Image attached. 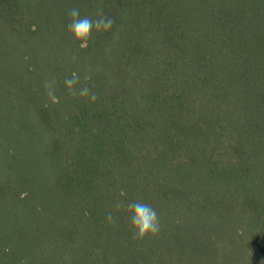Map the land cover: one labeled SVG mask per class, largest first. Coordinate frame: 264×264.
I'll return each mask as SVG.
<instances>
[{"label":"trees","instance_id":"obj_1","mask_svg":"<svg viewBox=\"0 0 264 264\" xmlns=\"http://www.w3.org/2000/svg\"><path fill=\"white\" fill-rule=\"evenodd\" d=\"M73 6L111 31L80 49ZM262 261L264 0H0V264Z\"/></svg>","mask_w":264,"mask_h":264},{"label":"clouds","instance_id":"obj_2","mask_svg":"<svg viewBox=\"0 0 264 264\" xmlns=\"http://www.w3.org/2000/svg\"><path fill=\"white\" fill-rule=\"evenodd\" d=\"M66 15L68 17L66 29L73 41L82 50L89 47L94 30L97 33H107L111 31L115 22L112 17L103 12L102 8L98 10L95 19L88 15L81 16L80 9L77 6L68 9ZM64 83L73 97L89 98L92 101L97 98V94L91 92L87 85L78 89L75 87L79 83V77L76 73L66 77ZM55 86V78L46 79L43 84L47 98L54 103L58 102ZM114 209L118 213L126 212L128 214V225L134 238L142 240L159 234L161 230L159 214L151 204L139 200H120L115 202ZM105 219L109 225L115 226L117 223V217L113 215L112 211L106 213ZM261 264H264V261Z\"/></svg>","mask_w":264,"mask_h":264}]
</instances>
